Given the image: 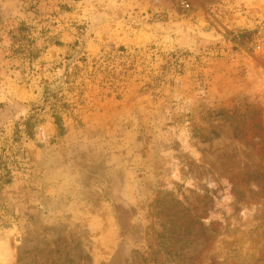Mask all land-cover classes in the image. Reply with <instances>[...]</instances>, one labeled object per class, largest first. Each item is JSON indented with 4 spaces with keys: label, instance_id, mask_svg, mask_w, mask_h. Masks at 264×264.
I'll return each mask as SVG.
<instances>
[{
    "label": "rangeland",
    "instance_id": "obj_1",
    "mask_svg": "<svg viewBox=\"0 0 264 264\" xmlns=\"http://www.w3.org/2000/svg\"><path fill=\"white\" fill-rule=\"evenodd\" d=\"M184 1L0 0V264H264V0Z\"/></svg>",
    "mask_w": 264,
    "mask_h": 264
},
{
    "label": "built area",
    "instance_id": "obj_2",
    "mask_svg": "<svg viewBox=\"0 0 264 264\" xmlns=\"http://www.w3.org/2000/svg\"><path fill=\"white\" fill-rule=\"evenodd\" d=\"M181 5L184 9L189 7V4L184 0H181ZM256 49H259V46H257Z\"/></svg>",
    "mask_w": 264,
    "mask_h": 264
},
{
    "label": "trees",
    "instance_id": "obj_3",
    "mask_svg": "<svg viewBox=\"0 0 264 264\" xmlns=\"http://www.w3.org/2000/svg\"><path fill=\"white\" fill-rule=\"evenodd\" d=\"M58 125V128L61 129V125L57 124Z\"/></svg>",
    "mask_w": 264,
    "mask_h": 264
}]
</instances>
